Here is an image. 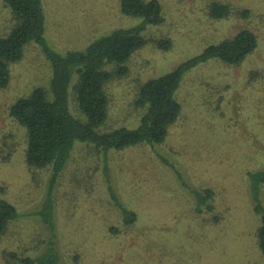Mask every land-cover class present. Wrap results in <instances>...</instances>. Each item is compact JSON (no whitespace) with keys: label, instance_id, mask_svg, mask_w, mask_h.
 I'll return each instance as SVG.
<instances>
[{"label":"rangeland","instance_id":"rangeland-1","mask_svg":"<svg viewBox=\"0 0 264 264\" xmlns=\"http://www.w3.org/2000/svg\"><path fill=\"white\" fill-rule=\"evenodd\" d=\"M160 1L164 22L148 25L143 33L150 40L169 37L171 47L149 41L125 63L127 73L106 84L108 115L101 130L135 127L144 111L135 104L140 86L206 44L249 27L259 45L240 64L214 59L185 75L178 90L180 116L162 143L111 149L105 160L91 144L76 141L48 199V170L32 175L24 160V131L8 114L18 96L46 85L51 74L42 49L28 43L21 60L11 65L8 86L0 88V150L9 151L6 144L13 148L7 161L0 157V196L23 215L46 205L63 264H75L74 254L82 264H264L256 236L259 216L246 177L264 161V0H216L232 11L219 19L208 14L214 0ZM43 5L47 39L59 52L84 48L102 33L140 21L121 12L120 0H43ZM246 7L252 17L241 13ZM12 23L10 9L0 0V33ZM251 70L261 74L252 78ZM74 83L75 77L69 108L82 116ZM109 186L136 211L133 223L123 221ZM207 186L215 190L214 208L196 211L189 188ZM261 199L264 204V185ZM49 228L32 214L11 223L0 237V264L6 250H35L38 241L49 238Z\"/></svg>","mask_w":264,"mask_h":264},{"label":"trees","instance_id":"trees-1","mask_svg":"<svg viewBox=\"0 0 264 264\" xmlns=\"http://www.w3.org/2000/svg\"><path fill=\"white\" fill-rule=\"evenodd\" d=\"M3 2L10 9L13 23L8 30L0 33V88L8 86L12 77L11 65L21 60L25 47L30 42L42 49L50 66L51 74L46 85L33 86L8 107L9 116L24 131V160L28 169L34 177L37 169L48 170V199L54 193L58 177L71 157L76 141L91 144L97 152L104 153V159L111 149H123L140 143L154 147V144L162 143L170 126L180 116L182 104L178 99V90L185 75L195 67L214 59L226 64H240L259 45L258 34L249 27L206 44L200 52L171 70L146 80L140 86L135 104L144 111L135 127L119 126L101 130L100 126L108 115L109 97L106 84L111 79L126 74L128 68L125 63L136 50L149 41L164 49L171 47L172 41L169 37L150 40L143 33L148 25H161L164 22L161 1L120 0L121 12L140 18L139 22L115 27L90 40L84 48H71L64 52L52 48L47 39L43 0ZM231 12V6L224 2L214 0L208 6L209 16L215 19L224 18ZM241 13L247 18L252 17L250 8H243ZM110 64L113 66L108 68ZM250 73L252 78L253 74H261L256 70H251ZM74 77L75 99L82 116L74 115L69 108V87ZM6 146L9 151H5L3 147L0 150L2 161H7L13 151L12 146ZM159 156L163 162L168 163L165 157ZM107 170L106 163V177ZM176 173L180 178V173ZM246 177L253 210L259 216L256 236L264 256V204L261 199L264 161L260 167L248 170ZM189 189L195 198L196 211L213 210L215 190L212 187ZM109 190L114 203L121 210L123 221L126 224L133 223L137 218L136 211L125 207L110 186ZM52 205L50 202L49 206ZM30 214L48 223L50 236L38 241L34 245L35 250L34 247L20 246L16 250L4 251L5 264H63L55 248L52 213L47 210L46 205L23 215L14 202L0 196V237L7 232L11 223ZM73 259L75 264H82L78 262L77 254L73 255Z\"/></svg>","mask_w":264,"mask_h":264}]
</instances>
